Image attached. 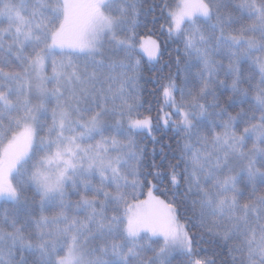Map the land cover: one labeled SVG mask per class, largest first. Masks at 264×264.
<instances>
[{"label":"snow or ice","instance_id":"snow-or-ice-1","mask_svg":"<svg viewBox=\"0 0 264 264\" xmlns=\"http://www.w3.org/2000/svg\"><path fill=\"white\" fill-rule=\"evenodd\" d=\"M145 3L0 0V264H264V0Z\"/></svg>","mask_w":264,"mask_h":264},{"label":"trees","instance_id":"trees-1","mask_svg":"<svg viewBox=\"0 0 264 264\" xmlns=\"http://www.w3.org/2000/svg\"><path fill=\"white\" fill-rule=\"evenodd\" d=\"M151 3H153V0H146L145 7H147V6H148L149 4H151ZM157 14H158V12H157ZM172 47L175 48V45H173ZM173 55H176V53L173 52ZM165 59H167V57H165ZM148 87H151V85H148ZM145 95H146L147 98L151 99V97L148 96L147 93H145ZM148 147H149V149H151L153 146H152L151 144H149ZM156 147L159 148L160 146H159V145H156ZM155 194L158 195V196L160 195L159 192H157V193H155ZM145 197H146V190H145V195H144V196H141L140 199H143V198H145ZM161 199H165V197L161 196ZM211 254H212V253L209 252V255H211Z\"/></svg>","mask_w":264,"mask_h":264},{"label":"rangeland","instance_id":"rangeland-1","mask_svg":"<svg viewBox=\"0 0 264 264\" xmlns=\"http://www.w3.org/2000/svg\"><path fill=\"white\" fill-rule=\"evenodd\" d=\"M146 198V197H145ZM144 199V198H143Z\"/></svg>","mask_w":264,"mask_h":264}]
</instances>
